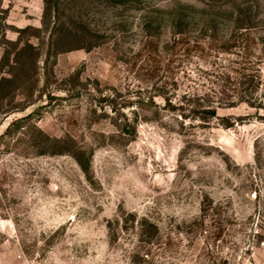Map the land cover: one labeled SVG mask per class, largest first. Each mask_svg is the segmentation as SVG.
<instances>
[{
  "label": "rangeland",
  "instance_id": "374dc122",
  "mask_svg": "<svg viewBox=\"0 0 264 264\" xmlns=\"http://www.w3.org/2000/svg\"><path fill=\"white\" fill-rule=\"evenodd\" d=\"M0 264H264V0H0Z\"/></svg>",
  "mask_w": 264,
  "mask_h": 264
},
{
  "label": "trees",
  "instance_id": "16d2710c",
  "mask_svg": "<svg viewBox=\"0 0 264 264\" xmlns=\"http://www.w3.org/2000/svg\"><path fill=\"white\" fill-rule=\"evenodd\" d=\"M232 17V16H230ZM182 17H179L178 20V24L182 23L181 20ZM233 19V18H231ZM230 19V20H231ZM221 20V18L219 16H212L211 18H209L207 20V25L209 24L210 26H212L213 30V35L215 34V36L217 37V32L218 30V21ZM255 22V16H251L250 14H244V13H239L238 15H235L234 18V23L235 26L232 30V32L230 33V35L226 38H224L223 40V47L227 46L229 43H231L233 41V43L235 44L236 41L238 42V40L240 39V37H243V30L246 29V31H250L252 30V24ZM213 41L215 40V38H213ZM218 40V38H217Z\"/></svg>",
  "mask_w": 264,
  "mask_h": 264
}]
</instances>
